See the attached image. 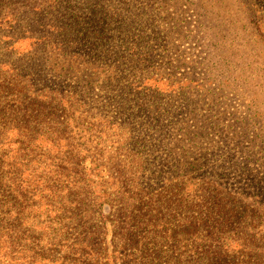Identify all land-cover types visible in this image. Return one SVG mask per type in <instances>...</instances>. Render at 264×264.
<instances>
[{"label":"rangeland","instance_id":"1","mask_svg":"<svg viewBox=\"0 0 264 264\" xmlns=\"http://www.w3.org/2000/svg\"><path fill=\"white\" fill-rule=\"evenodd\" d=\"M56 1L0 0V264H102L98 247L96 257H88L78 243L91 237L88 242L97 244L103 226L106 245L113 241L106 253L120 264L122 242L112 238L122 228L113 194L118 172L134 185L164 192L172 177L190 191L202 181L245 190L251 182L246 170L263 171L264 158L254 142L264 149V0H161L153 5L161 9L152 14H161L163 27L186 54L176 78L196 85L191 95L198 110L172 116L170 122H180V127L168 126L169 133L153 108L164 98L159 90L166 91L169 84H156L159 90L154 91L148 86L144 96H136L132 86L152 71L136 64L135 57L82 45L65 49L60 38L51 36L61 28L50 19ZM73 1L76 6L100 3L110 14L107 37H122L113 13L126 14V7L117 0ZM80 8L79 14L87 12V6ZM127 13L136 15L129 6ZM159 77L167 76H153ZM55 91L73 103L66 118L57 119L42 106ZM170 101L171 107L185 104L177 93ZM139 106L149 115L139 114ZM66 121L75 153L68 154L64 140L58 144L53 133L61 127L58 122ZM170 136L182 142L169 146ZM213 148L220 157L212 156ZM171 152L180 159L174 161V171L168 167ZM252 156L255 160L248 161ZM139 157L153 163L134 176L129 172ZM227 158L244 161L246 170ZM163 217L149 221L146 229L158 230ZM227 238L228 243L235 240ZM195 258L205 256L199 250Z\"/></svg>","mask_w":264,"mask_h":264},{"label":"trees","instance_id":"2","mask_svg":"<svg viewBox=\"0 0 264 264\" xmlns=\"http://www.w3.org/2000/svg\"><path fill=\"white\" fill-rule=\"evenodd\" d=\"M117 1L121 3L120 6L126 7L124 9L126 14H120L118 11L113 13L116 18L117 32L122 37L117 35L107 37L108 26L105 25V22H109L110 14L108 11H103L100 3L76 6L73 0L69 2L56 1L50 19H54L56 24L61 25V28L51 36L60 38L65 49L82 45L92 50H103L106 53L115 50V56L119 57V53L120 58L122 55L123 57H135L136 64H143L146 68L145 71H152L149 77L132 86L131 93L133 92L136 96L142 94L144 96V92L148 91L145 88L148 86L150 91H154L159 90V86L156 84H169L166 91L159 90L160 95L164 98H159L153 107L158 112V115L155 114L158 123H161V126L169 133L171 128L168 126L180 127V122H170L172 116L175 114L186 116L193 109L198 110V105L196 106L191 95L193 94L191 87L196 85L192 84L189 79L182 81L175 76L177 68L185 62V51L177 44V38H172L171 34L163 27L161 14L158 17L152 14V12L161 9V7H153L161 0ZM86 6L85 11L87 12L79 14L77 8L81 9L80 7ZM128 6L136 11L135 16L127 13ZM251 17L254 19L253 14ZM254 23L257 31V22L254 21ZM176 29L179 30V27ZM186 39L189 40L190 36L187 35ZM63 53L69 54L65 50ZM204 55L208 56L207 63H209L212 60L209 52ZM142 58L143 62H141ZM200 61L204 62L202 56L199 58V63ZM160 72L165 73L167 77L153 78L154 75H160ZM150 82L153 84H149ZM169 88L176 91H168ZM175 93L184 97V106L171 107L172 101L170 100ZM51 96V98H47L48 105L42 103V106L46 104V109L48 110L49 107V112L56 115L55 118L60 119L61 115L66 118L68 116L66 113L71 110L73 103L64 102L61 94L57 91ZM137 108L139 114H148L146 113L147 108L144 106ZM41 111L44 113L45 110ZM59 111H61L60 115H58ZM167 119H169L168 123L165 122ZM164 123H166L165 126H163ZM58 125L61 127L53 131L58 144L64 140L65 144L62 147L67 148V153H75L74 138L68 137L71 134V132H67L68 121L63 124L58 122ZM199 131L204 134L203 129ZM170 140L169 146L175 142H182L175 140L172 136H170ZM254 147L264 158V149L256 147L255 142ZM59 148L58 146L57 151ZM184 154L186 155V152ZM221 154L218 148H213V157L216 155L220 157ZM65 155V153L59 155L62 162ZM167 157L170 160L168 167L174 171L176 167L173 164L175 160H180L179 156L171 152ZM227 160L236 163L234 159L227 158ZM254 160L255 156H252L248 161ZM134 163L135 167L130 169L129 173L136 176L143 174L144 168H148L153 162L139 157ZM167 163L168 161L164 166ZM160 165L162 166V164ZM236 166L241 171L246 170L244 161L236 163ZM189 168L197 169V166L192 165ZM60 170L62 171L61 168ZM262 172L252 173L246 170L247 177L251 178V182L244 184L245 190L222 185L217 187L213 182L202 181L197 188L194 185L193 191H190L180 185L181 182L173 180L172 177L166 180L168 185L164 187V192H156L152 189V185L148 188L138 184L134 185L133 180L123 176V171L118 172L119 184L113 194L120 205L118 221L122 228L113 232L112 238L117 237L122 242L120 264H264V180L260 179ZM179 177H181L180 174ZM247 191L253 193L246 194ZM97 199L98 197L94 202ZM99 201L101 200L99 199ZM78 207L80 208L81 205ZM75 213L78 212L75 211ZM161 214L164 216L165 223L157 227L158 230L146 229L149 221L153 222V219L160 217ZM209 227L212 229L211 231H207ZM103 228L104 232H101L103 236L97 244L88 242L89 239H92L91 237L88 239L84 237L78 244L84 246V253L88 257H96L95 247H98L103 252L102 264H115V258H109V254L106 253L113 241L106 245L104 235L107 234V230L106 227L103 226ZM227 235H233L234 242H225L228 240ZM188 237L189 240H187ZM221 239L223 243H221ZM178 240L181 241L184 256L183 252L180 253L179 245L177 246ZM214 243H217V246L213 247ZM229 246L232 247L228 248ZM79 249L81 250V248ZM199 250L204 254V259L195 258ZM187 254H192V256L189 257Z\"/></svg>","mask_w":264,"mask_h":264}]
</instances>
